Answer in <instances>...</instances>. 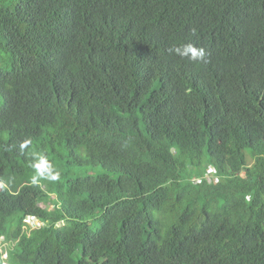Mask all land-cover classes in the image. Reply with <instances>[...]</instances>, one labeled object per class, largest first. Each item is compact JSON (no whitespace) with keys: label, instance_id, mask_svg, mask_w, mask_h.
Listing matches in <instances>:
<instances>
[{"label":"trees","instance_id":"1","mask_svg":"<svg viewBox=\"0 0 264 264\" xmlns=\"http://www.w3.org/2000/svg\"><path fill=\"white\" fill-rule=\"evenodd\" d=\"M1 236L9 264H264V0H0Z\"/></svg>","mask_w":264,"mask_h":264},{"label":"clouds","instance_id":"2","mask_svg":"<svg viewBox=\"0 0 264 264\" xmlns=\"http://www.w3.org/2000/svg\"><path fill=\"white\" fill-rule=\"evenodd\" d=\"M195 34H196V29H194V28L191 29V35L195 36ZM169 51L172 54L179 55L182 58H187L193 62H204V63L207 62L206 50L202 47L201 48L195 47L194 43L192 41H188L187 43H184V44L179 45V46L173 45L172 47H170ZM27 143H28V141H25L21 145V147L26 146ZM37 171H38V174L32 177V183L33 184L38 183L39 179L41 178V174L39 173V169ZM46 178L51 179V180H57V179H59V174L58 173L50 174ZM195 178H193V182H194ZM203 178H204V176L202 178H198V179H203ZM204 181H206V180H204ZM195 184H199V183H195ZM47 209L50 210L51 206L48 205ZM43 225H45L44 222L40 221L35 216H27L24 220L23 229L27 230V228L32 229L33 227H37V226L41 227ZM27 231H29V230H27ZM9 242L10 241H6L5 237H3V236L0 237V257L2 259L1 264H9L6 261L8 258V252L7 251L9 250V248H7V247H8Z\"/></svg>","mask_w":264,"mask_h":264},{"label":"built area","instance_id":"3","mask_svg":"<svg viewBox=\"0 0 264 264\" xmlns=\"http://www.w3.org/2000/svg\"><path fill=\"white\" fill-rule=\"evenodd\" d=\"M215 168H216L215 166H211L210 168L207 169L203 179L195 178L194 182L195 183H202L204 180H206L209 183L213 182L217 178L216 177L217 170Z\"/></svg>","mask_w":264,"mask_h":264},{"label":"rangeland","instance_id":"4","mask_svg":"<svg viewBox=\"0 0 264 264\" xmlns=\"http://www.w3.org/2000/svg\"><path fill=\"white\" fill-rule=\"evenodd\" d=\"M4 67H5V69H8L9 65L6 64ZM85 172L88 173V174H93V173H96V172L102 173L103 171L99 170L98 168H93V169H87V170H85Z\"/></svg>","mask_w":264,"mask_h":264}]
</instances>
